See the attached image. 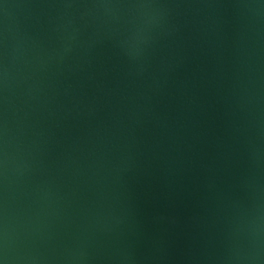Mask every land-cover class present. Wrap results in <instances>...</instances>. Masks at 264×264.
<instances>
[{
    "label": "water",
    "instance_id": "1",
    "mask_svg": "<svg viewBox=\"0 0 264 264\" xmlns=\"http://www.w3.org/2000/svg\"><path fill=\"white\" fill-rule=\"evenodd\" d=\"M0 264H264V0H0Z\"/></svg>",
    "mask_w": 264,
    "mask_h": 264
}]
</instances>
